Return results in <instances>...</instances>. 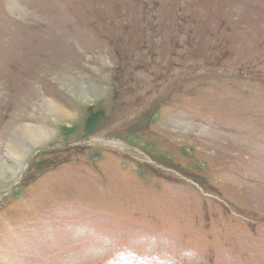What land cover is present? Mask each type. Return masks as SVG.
<instances>
[{"label":"rangeland","instance_id":"1","mask_svg":"<svg viewBox=\"0 0 264 264\" xmlns=\"http://www.w3.org/2000/svg\"><path fill=\"white\" fill-rule=\"evenodd\" d=\"M0 166V264H264V0H0Z\"/></svg>","mask_w":264,"mask_h":264},{"label":"bare ground","instance_id":"2","mask_svg":"<svg viewBox=\"0 0 264 264\" xmlns=\"http://www.w3.org/2000/svg\"><path fill=\"white\" fill-rule=\"evenodd\" d=\"M57 112L59 114H61V115H64V116L67 115L66 112L61 111V110H57ZM42 131L43 130H39L38 132H31V133H29V135L27 137V141L29 143H31V144H34L36 140H38L39 138H41L43 136L44 133H41ZM24 150H25V148H23V145H19L17 148H15L13 150V153H12V160L18 162L23 157ZM4 174H5L4 166H0V179H2V176Z\"/></svg>","mask_w":264,"mask_h":264}]
</instances>
